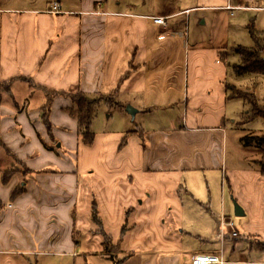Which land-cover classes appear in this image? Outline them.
<instances>
[{
    "label": "crops",
    "instance_id": "crops-1",
    "mask_svg": "<svg viewBox=\"0 0 264 264\" xmlns=\"http://www.w3.org/2000/svg\"><path fill=\"white\" fill-rule=\"evenodd\" d=\"M52 1L40 9L0 7V80L25 76L49 89L85 93H111L118 87L115 94L138 100L142 109L178 102L184 111L178 126L95 134L94 145L98 139L112 140L113 145L108 150L110 163L93 164L96 174L88 180V167L80 166L85 155L77 125L70 124L72 133L63 136L56 126L69 122L62 110L70 104L67 98L53 100L51 121L57 140L72 136L62 140L61 147L76 149L74 162L61 152L57 157L42 149L41 156L51 154L56 161L49 156L29 160L33 151H28L30 142L25 144L28 137L23 134L38 131L48 137L40 110L28 100L16 98L15 105L0 98L1 138L22 161L24 156L29 160L22 180L15 174L2 182L0 175V252L49 248L55 242L54 223L61 226V218L72 226L74 206L84 198L96 210L91 219L99 228L96 234L109 235L114 246L120 243L111 259L114 264H191L194 254L220 255L223 264H264L259 244L264 241V207L259 205L260 200L264 203V176L248 162L255 150L228 138L231 99L220 43L229 29L218 20L207 33L195 25L185 33L183 23L167 21L183 13L189 14L190 22L194 8L212 6L133 12L119 7L118 1L56 0L59 12L51 13ZM240 4L214 7L244 6ZM159 15L165 17V26L153 21ZM17 82L27 81L17 79L5 92L17 93ZM129 131L134 132L122 145ZM93 154L96 163L95 150ZM41 169L49 172H34ZM19 183L25 185L11 197ZM231 199L244 210L238 226ZM223 217L233 220L237 235L221 223ZM72 232L73 227L71 236Z\"/></svg>",
    "mask_w": 264,
    "mask_h": 264
},
{
    "label": "rangeland",
    "instance_id": "rangeland-1",
    "mask_svg": "<svg viewBox=\"0 0 264 264\" xmlns=\"http://www.w3.org/2000/svg\"><path fill=\"white\" fill-rule=\"evenodd\" d=\"M47 1L48 0H0V7L8 10H14L25 6L40 9L46 7ZM116 1H118L119 7H128V10L129 7H131V11L133 12H137L140 10L141 12H146L145 10H148L149 12H152L154 10V12H157L164 10L163 8H165L166 10H180L191 5L212 6L209 7L208 10H199L198 8H194L197 9V12H191L190 15L191 17H194V20H190V22L188 21L189 14L183 13L180 14V16L178 15L177 17H170L167 21L170 25L175 22L183 23L182 28L185 33H187L189 27L191 28L192 25H195L193 26V28L199 27L201 31H206L207 33V28L210 27L211 23L214 22V25H216L215 23L219 20V26L225 24L229 29V35L226 36V40L220 43V50L226 51V53H229L230 55L232 52V48L236 45L246 47H250L253 45L251 36L248 31V24L250 22H253L257 29L264 31V0H111V4H117ZM240 1H242V4L240 5L244 4V6L230 8L223 7V9L221 10L214 7L228 4L235 5ZM142 8H144L145 10H143ZM155 8H157L158 10ZM219 13L221 14L219 15ZM6 14H10V12H6ZM198 17L201 18L197 22ZM204 21L206 23L203 26L201 25V23ZM229 61L232 62L234 60L230 59ZM226 79L229 84H233L235 87L241 90L254 92L258 100L261 103L263 102L264 75L247 74L238 77L233 74H227ZM26 83L17 82L14 86L15 92L17 93H15L13 96H11L9 93L7 94L4 89H1L0 91L2 92L0 93V98L5 103H13L15 105L16 103L14 102V100L16 98L20 99L21 101L28 100L33 107H38V109L40 110V108L46 102L45 92L36 86H30L28 83ZM99 93L102 92H91L87 94L90 97L95 98L99 95ZM103 93V95L106 96L103 99L100 98L91 126V129L95 134L100 135L103 133H114L117 131L126 132L131 128L135 129L139 126L143 128L165 129L167 127L178 126V124H181V118L184 111L182 103L179 104L178 102H175L169 104L166 107L145 110L141 108V104L138 102V100L135 99L133 101L132 97L127 96L126 94H115L113 95V100L117 104L113 103V105L110 106L106 101L109 97L112 96L108 95L109 92ZM227 105V116H230V120L227 121L226 124L229 135L228 138L232 144L239 143L241 145L243 136L251 133L258 134L263 132L264 119L260 117L251 120L244 125L236 124V122L239 121L241 115L245 114L248 109V105L241 99H231L229 100ZM132 108L134 109V111L132 110ZM62 110L67 116L69 122L64 126H61L60 124L56 125L57 129L60 131L61 136H63L64 133H72V129L69 128L70 124H74V126L77 125L76 118L72 116L68 111H66L65 108H62ZM232 119H235V123L231 122ZM23 136L34 138L36 140L31 141L28 138L25 139V144H28L30 142V148L28 151H33V154L31 155L32 158H28L29 160L32 159V162L33 160H36L39 156H41V149L57 157L61 156L58 155V153L61 152L62 155L68 156L73 162L75 161V157L73 155L76 154V149H70L64 144L61 147V141L65 139L69 140L70 138H72L71 135L64 136V139H62V137H60L58 140L55 138L57 142H52L50 139L48 140L47 138L49 137H46L45 134L42 135L38 131H35V134L33 136L25 134H23ZM121 139L122 138H120V140ZM126 140L127 139L122 140V143H120L124 145V141ZM58 143L60 144L59 146ZM38 144L40 146H38ZM112 145V140L106 141L104 139H98L97 143L95 145L93 144L92 146L82 144V147H80V149L81 153L83 152V154L85 155V159L84 162H81L80 166H82L83 164L88 167V171L85 173L84 178L88 180L94 179L96 173L93 170V164L106 165V163H110L108 150L112 147ZM242 146L247 149H253L252 147L245 146L243 144ZM26 147L24 149H26ZM94 150L96 151L97 155L96 163L94 162L93 156H91L94 155ZM51 154L43 155L39 160L46 159L48 156L50 157V160H55ZM100 154L102 155V158L98 157ZM254 155L255 153L248 156L249 163L254 162ZM28 159H25L24 156V161H22V159H20L19 156H16L8 147L7 151L2 149L0 151L1 181L3 182L2 179H5L3 177L5 176V173L7 175V178L6 180H4V182L8 181V179L15 174L19 177V179L22 180L24 175H26L29 170V168L27 167V165L29 166ZM22 162L24 164H22ZM56 164L57 163H55V165ZM52 165L53 164L49 166L52 167ZM41 170L34 172H49V169ZM217 180H220V174H218ZM209 182L212 183L211 191L213 193V186L215 185L213 176L211 177ZM217 184L220 186L219 182H217ZM24 185L25 183H19L14 191L19 192L20 189L18 188H22L21 186ZM84 191L85 196H87L89 199L90 192L85 188ZM11 197L13 196L11 195ZM81 199L82 200H80L79 203H76V205L74 206L72 212L74 224L72 226L67 227L66 220L61 218H59L60 221L57 220L58 222H61V226L58 223H54L55 227H53L51 240L53 239L55 242L53 244L51 243L49 248H39L37 250H34L33 252L22 251L23 249L16 250L12 248L13 251L0 252V264H114L115 262L113 263V261L111 260L115 259L116 257V246L111 244L113 239L103 232L101 234H96L99 228L96 223L91 220L94 218L92 214L93 203L89 204L84 198ZM259 205L260 208L263 209L264 203H262L261 200L259 201ZM231 207L232 216L236 221V226H238V222H242L244 218L235 216L233 214V200L231 201ZM72 227L73 232L71 236L69 230ZM49 228L52 227H50L49 225ZM101 244H103L104 246H102ZM108 257L111 259H108Z\"/></svg>",
    "mask_w": 264,
    "mask_h": 264
},
{
    "label": "trees",
    "instance_id": "trees-1",
    "mask_svg": "<svg viewBox=\"0 0 264 264\" xmlns=\"http://www.w3.org/2000/svg\"><path fill=\"white\" fill-rule=\"evenodd\" d=\"M248 31L253 42L252 46L246 47L236 45L232 48L231 55L229 53L227 54L226 51L220 52V58L225 61L228 75L233 74L238 77L247 74L264 75V31L257 29L253 22H250L248 24ZM230 59L234 61L230 62ZM17 79L26 80L29 84L35 85L36 87L42 89L45 92L46 102L40 108V120L46 130L47 136L52 142H57L54 137L53 123L51 121L52 103L56 97H63L67 98L70 101L69 106L65 107V110L76 118L77 136L79 138V141L82 144L88 146H91L93 144L95 133L92 131L91 126L96 114L97 104L99 103L100 98L103 99L106 96L103 95L104 93H99V95L94 98L90 97L87 93L83 92L80 89L72 92L63 90H53L43 85L37 84L33 81L32 78L25 76L0 80V90L4 89L5 91L9 92L10 87ZM225 87L226 90L229 92L228 99L238 98L248 105L246 113L241 115L239 121L236 122L237 125H244L258 117L264 119V100L261 103L254 92L241 90L235 87L233 84L226 83ZM117 89L118 87L113 89L112 92L108 94L112 96L109 97L106 101L110 106H112L113 103H116L113 100V95L115 94ZM131 132L134 131L127 132L123 140H125L128 134ZM242 144L255 149L253 161L256 163L261 175L264 176V130L263 132L258 134L251 133L243 136ZM2 149L7 151V147L0 135V151ZM22 164L24 163L22 162ZM3 177L5 178L2 179L4 182V180H6L7 178L6 173ZM17 193L19 192L13 191L12 196L16 195ZM95 212L96 210L93 206V217L95 215ZM259 244L261 245V248L264 249V241H260ZM119 245V242L118 244H115L117 250H119L120 248Z\"/></svg>",
    "mask_w": 264,
    "mask_h": 264
},
{
    "label": "built area",
    "instance_id": "built-area-1",
    "mask_svg": "<svg viewBox=\"0 0 264 264\" xmlns=\"http://www.w3.org/2000/svg\"><path fill=\"white\" fill-rule=\"evenodd\" d=\"M230 8V6H227ZM239 7V6H238ZM60 9L59 3L54 0L50 5L49 12L58 13ZM153 21L158 24L165 26V17L164 16H153ZM221 223L225 225V227L230 229V232L233 236L237 235V230L234 229L233 220H229L225 217L221 220ZM224 260L220 255L216 254H194L191 256V264H223Z\"/></svg>",
    "mask_w": 264,
    "mask_h": 264
},
{
    "label": "water",
    "instance_id": "water-1",
    "mask_svg": "<svg viewBox=\"0 0 264 264\" xmlns=\"http://www.w3.org/2000/svg\"><path fill=\"white\" fill-rule=\"evenodd\" d=\"M132 110L134 111V109L132 108ZM60 144L58 143V146H59ZM234 214L236 215V216H243L244 215V210H243V208L237 203V202H235L234 201Z\"/></svg>",
    "mask_w": 264,
    "mask_h": 264
}]
</instances>
